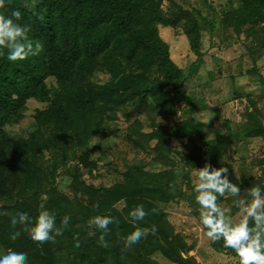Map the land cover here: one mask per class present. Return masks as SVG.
I'll return each instance as SVG.
<instances>
[{"label":"trees","instance_id":"obj_1","mask_svg":"<svg viewBox=\"0 0 264 264\" xmlns=\"http://www.w3.org/2000/svg\"><path fill=\"white\" fill-rule=\"evenodd\" d=\"M202 5L204 11L175 0H5L0 14L19 10L18 23L30 29L29 37L41 42L43 51L16 62L7 59L6 50L0 55V213H8L0 214V255L12 247L27 254V264H161L158 258L168 264H200L188 254L193 247L175 230L167 210L171 203L185 201L200 224L191 183L194 168L205 163L228 168V179L239 186L241 197L226 194L217 203L232 202L228 213L233 217L239 213L234 200L244 198L246 189L259 186L264 193V169L257 178L246 177L245 160L239 158L235 171L229 148L235 142L264 140V107L258 106L257 96L234 91L232 98L246 103L237 113L239 120L233 123L217 114L209 122L213 134L207 136L196 118L207 109L200 88L207 82L195 85L197 93L186 87L206 54L205 34L222 39L243 34L251 67L240 70L236 63V73L256 77L264 85L257 66L264 58V0H221L215 6L203 0ZM163 26L184 34L189 55L185 66L173 61L159 34ZM95 71L105 73L106 81L92 83ZM207 74L212 81L221 73ZM29 99L40 107L31 112L33 126L27 131L16 125ZM118 112L128 121L125 139L140 155L137 160L124 158L120 167L106 165L114 181L95 183L93 171L105 156L98 154L100 139L119 130L114 123ZM160 115L171 116L172 122L159 123ZM172 139H184L185 146L173 147ZM139 204L149 214L132 222L128 212ZM42 206L56 214L57 226L70 216L55 243L38 244L23 231L11 240V233L20 230L19 225L11 227V216L27 212L34 218ZM98 214L119 220L109 225L107 247L98 243L101 233L88 225ZM135 227L148 234L126 249L124 237ZM212 246L237 257L222 240Z\"/></svg>","mask_w":264,"mask_h":264},{"label":"rangeland","instance_id":"obj_2","mask_svg":"<svg viewBox=\"0 0 264 264\" xmlns=\"http://www.w3.org/2000/svg\"><path fill=\"white\" fill-rule=\"evenodd\" d=\"M179 5L191 9L198 8L205 10L202 5L203 0H175ZM212 5H217L221 0H207ZM159 34L161 38L168 44L170 55L173 61L181 66H185L186 58L189 57L188 54V44L187 40L178 29L174 30L170 27H160ZM244 36L240 34L238 38L234 34H231L227 39H222V37L213 35L209 36L207 34L202 37V50L206 52L203 56L202 64L199 65L196 77L187 79V90L194 91L197 93L195 85L207 82V85L203 87L204 99L207 104V109L199 111L196 113V118L205 125V134L207 136H212L213 129L209 122L215 119L218 114L221 118H227L230 122H237L240 118L237 113L241 112L244 105H246L245 100L242 101L235 100L232 94L234 91L238 90L242 93H249L251 95L257 96L258 106L264 107V85L258 82L256 77H252L247 74L239 77L236 70L239 66H235L239 63L240 70H246L251 67L249 57L247 56L243 48ZM213 52L214 55H211ZM242 60L238 57L242 56ZM192 59V58H191ZM187 69V67H186ZM186 69L184 67V75L186 76ZM219 70L221 74L217 75L212 81L208 80V71ZM260 73L264 77V67L260 68ZM228 75H234L229 77ZM108 76L105 73L95 71L90 77V80L94 84H102ZM200 84V85H201ZM195 88V90H194ZM232 98V99H231ZM40 107V104L36 101L29 99L27 101V110L25 116L21 119L16 128L25 129L27 131L32 129L33 120L31 118V112ZM137 113L130 118V121L135 118ZM144 130H148L146 121L142 115H139ZM208 120V123H205ZM157 121L161 124L172 122V117H163L160 115L157 117ZM115 127L119 129L115 134H111L109 137L100 139V152H104V158L101 160V166L95 169L96 178L95 183H112L113 174L106 165H116L120 167L123 159L132 160L135 159L136 155L134 148H132L131 143L127 142L125 139L123 130L125 129L128 121L126 117L121 112H118L116 119L114 121ZM222 122H218L221 125ZM221 129V128H219ZM173 147L181 149L185 146L184 139H172ZM131 146V147H130ZM231 151H234L232 158L234 160V169L236 170V164L239 162V158L245 160V171L246 177L253 176L257 178L261 173V169H264V163L257 162V159H264V140L252 139L247 144L243 141L239 143L229 144ZM121 151L123 152L121 154ZM101 152V153H102ZM118 155V159L113 160L112 154ZM134 156V157H133ZM104 160V161H103ZM137 160V159H135ZM256 163H252V162ZM99 174V175H98ZM236 177H240L238 172L235 173ZM232 203V202H230ZM230 203L223 201L220 205L222 208L230 210ZM168 219L173 224L176 231L181 233L186 241L192 245L193 249L189 251V255L194 256L200 264H239V258H232L227 255L221 254L216 251L212 246V242L209 241L204 235V230L197 221L196 215L191 214L189 207L185 201H179L177 203L173 202L168 207ZM239 216V213L236 217ZM161 264H168L166 260L158 258Z\"/></svg>","mask_w":264,"mask_h":264},{"label":"clouds","instance_id":"obj_3","mask_svg":"<svg viewBox=\"0 0 264 264\" xmlns=\"http://www.w3.org/2000/svg\"><path fill=\"white\" fill-rule=\"evenodd\" d=\"M5 8V0H0V9ZM41 19L43 17H40ZM21 12L14 10L11 15L0 14V55L7 51V59L12 62L23 61L30 56H38L43 51L39 41L29 37L30 29L18 21ZM258 67H264V58L257 61ZM208 123V120L205 122ZM228 168H214L210 163L192 172V186L195 201L199 205L200 224L205 229L204 235L211 242L223 241L225 248L232 249L239 258V264H264V193L259 186L246 189V196L234 200V206L239 210V216L233 217L227 210L218 205V197L226 194L230 197H241L240 188L228 179ZM239 180V177H237ZM174 185H170L173 189ZM98 208V205H94ZM155 212L156 209H152ZM8 215L7 212L0 213ZM149 214L142 204L134 206L128 216L132 222L142 221ZM70 216L65 215L60 225L57 226L56 214L41 207L34 218L27 212H17L10 218L13 229L20 226V230L13 231L10 239L15 241L21 231L38 244L45 242L55 243V238L63 234L68 227ZM119 224V220L110 215H94L88 225L98 230L101 234L98 243L107 247L105 236L109 233V225ZM156 228L152 226V232ZM95 234V233H91ZM148 234L147 229L135 227L132 232L124 237L125 248L134 244ZM77 246L79 243L77 242ZM28 256L25 252L8 247L0 255V264H27Z\"/></svg>","mask_w":264,"mask_h":264}]
</instances>
